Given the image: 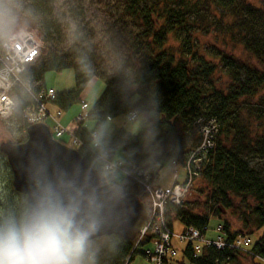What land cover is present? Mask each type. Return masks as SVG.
I'll list each match as a JSON object with an SVG mask.
<instances>
[{
    "label": "trees",
    "instance_id": "obj_1",
    "mask_svg": "<svg viewBox=\"0 0 264 264\" xmlns=\"http://www.w3.org/2000/svg\"><path fill=\"white\" fill-rule=\"evenodd\" d=\"M42 7L37 4L36 10L29 15L42 29L46 42L53 43L58 32L53 27L57 22L52 18L50 21ZM116 24L130 29L133 36L131 59L124 68L111 78L96 70L89 74L80 67L75 68L77 90L57 93L50 105L69 111L81 103L80 92L89 81L98 77L106 87L90 111V118L110 116L114 119L131 112L158 113L162 118L159 122L162 153L155 159L158 162L176 160L182 168L202 146L203 128L214 125V146L199 157V176L195 177L189 192L202 180L204 187L200 191L206 200L203 205L197 202L189 204L186 200L180 206L169 204L167 213L170 224L179 221L185 228H194L205 234L210 219L220 220L222 209L230 210L234 207V199H239L243 205L239 210L242 211L243 227L232 231L224 224L227 239L231 242L240 234L250 236L244 232L247 228L263 229L264 137L257 134L246 141L243 139L246 138L245 133L239 131L230 148L223 145L221 137L237 130L236 124L227 126L228 118L232 116V106L240 100L259 95L264 88V73L233 55L205 46L201 38L213 35L218 43L241 46L251 57L264 63V0L260 5L250 0H126L116 17ZM171 39L175 46L170 45ZM87 54V48L83 45L76 52L71 49L65 54L52 48L30 73L45 82L44 77L48 72L74 69L72 57L75 55L74 58L79 59ZM220 70L232 81L226 96L215 95L212 86V80ZM209 96L213 97L208 101L206 98ZM154 100L161 101L158 107L154 105ZM28 105L24 103L25 107ZM178 123L186 132L181 139L176 138ZM75 134L84 143V146L78 147V151L85 157L90 134L83 128L75 131ZM143 136H133L121 130L113 144L127 153H134L131 161H136L137 165H145L150 147H141ZM127 179L128 189L134 183L140 186L142 193L137 195L143 200L145 193L141 184ZM134 246V241L122 239L115 252L108 248L110 264H123L126 258L130 261L128 264L133 262L138 254ZM189 247L186 257L195 264H229L239 254L247 253L264 263V235L246 250H218L212 246L206 247L200 257H194L192 247Z\"/></svg>",
    "mask_w": 264,
    "mask_h": 264
},
{
    "label": "clouds",
    "instance_id": "obj_2",
    "mask_svg": "<svg viewBox=\"0 0 264 264\" xmlns=\"http://www.w3.org/2000/svg\"><path fill=\"white\" fill-rule=\"evenodd\" d=\"M27 15L22 0H0V48L27 33ZM74 32L69 26V40ZM79 59L91 74L87 56ZM129 118L133 133L143 128L146 144H159L154 123L136 112ZM112 134V118H97L85 157L70 165L36 149L25 168V189L13 205L0 207V264H98L102 247L118 249L135 206L128 194L131 153H122Z\"/></svg>",
    "mask_w": 264,
    "mask_h": 264
},
{
    "label": "rangeland",
    "instance_id": "obj_3",
    "mask_svg": "<svg viewBox=\"0 0 264 264\" xmlns=\"http://www.w3.org/2000/svg\"><path fill=\"white\" fill-rule=\"evenodd\" d=\"M255 5H260L263 0H250ZM23 7H28L25 11L28 21L27 30H33L37 35L42 37L44 53L39 59L29 66V69H35L40 62L43 61L50 50L53 48L56 51L66 53L72 49V52H76L80 45L87 48V58L92 66V73L94 70L100 72L101 75L111 78L116 76L131 59L130 48L132 42L131 30L123 28L116 24V17L119 12L124 8L126 0H22ZM43 5L42 10L48 19H56L57 24L53 27L54 30H58L56 39L53 43L46 42L43 36V31L33 21V17L29 15L36 10V5ZM25 10V9H24ZM47 20V21H49ZM52 21V20H50ZM69 26H74V38L68 39ZM85 38V40H83ZM202 43L208 47H215L228 55L237 57L240 61L248 64L249 66L257 69L264 73V63L251 57L241 46L226 43H218L215 41L213 35L209 37H202ZM170 45L175 46L176 43L171 39ZM47 48V49H46ZM70 48V49H69ZM49 51V52H48ZM1 54V53H0ZM73 55V54H70ZM72 57V66L74 69H67L63 72H48L45 75V82L49 89H53L57 95L60 93L71 92L77 90V80L75 68H82L80 59ZM74 58V59H73ZM76 63V65H75ZM214 64L217 61H213ZM132 66V65H131ZM129 66V67H131ZM31 72V71H30ZM213 84L216 93L215 95L226 96L230 90L232 81L231 78L225 74L224 71H218L213 78ZM106 84L103 80L98 77L92 78L85 88L80 92V102L74 105L69 111H62V116L59 118L60 122L64 126L68 127L69 130L75 132L80 128H83L89 134L97 123L96 118H89L81 126L74 122L77 115L81 112L82 105H86L89 111L92 110L95 103L99 100L105 90ZM209 96L206 100H210ZM18 107L12 119H0V144L3 141L10 139L15 144L23 143L27 140V128L26 122L23 117V110L25 108L24 103H29V98L25 94H20L17 97ZM135 99V98H134ZM133 99V100H134ZM137 99V98H136ZM56 107V106H55ZM53 105H49L48 108L51 114L56 116V112L60 110L55 108ZM232 116L228 118L227 126L236 124L237 130L233 133L223 134L221 140L223 145L227 148L232 146L234 143V137L238 135L239 131L245 133L246 141L253 139L257 134L264 137V88L260 91L259 95L253 99L240 100L238 103L232 106ZM141 116L148 118L150 123H154L159 131V144L156 146H149L146 144L143 136L141 147H150V154L148 159L145 161V167H147L150 173L158 175L157 180L154 182V186L162 187L165 190L170 189L174 183V174L179 173L178 183L183 184L186 180V173L181 167H176L172 164L171 159H164L158 162L155 157L162 153L161 147V136L162 129L159 125L161 116L153 111L140 113ZM132 123L129 120V114L120 115L112 119V142L117 134L121 130H125L133 136L145 135V131L142 128L141 131L133 133ZM51 126V121L49 122ZM225 126V128H227ZM176 138L181 139L184 137L186 132L181 123L176 126ZM193 141V139H192ZM122 153H127L121 150ZM133 156L134 153H131ZM131 156V157H132ZM130 157V159H131ZM178 170V171H177ZM204 183L199 180L195 188L191 191L186 199L189 204L195 202L203 203L206 200L204 195H201L200 188L203 189ZM129 193L139 194L142 190L139 185L135 184L128 189ZM13 186V173L8 163V160L4 153L0 152V207H8L13 205L17 197L19 196ZM142 202L146 206L148 200L143 196ZM234 207L230 210L222 209L220 220L211 218L208 225V236L213 238L216 234L215 230L219 225L227 224L232 231L240 230L243 227L241 221L242 215L239 210L242 208V201L234 199ZM148 212V211H147ZM185 227L179 222L174 223L175 234H182ZM245 233L250 236H245L251 240L254 245L261 236L264 235V228L256 230L247 228L244 230ZM243 236V234H240ZM135 243V242H134ZM177 238L173 239V245L181 253L180 260L186 257V251L188 250V243H180ZM248 248V247H247ZM108 246H104L98 256V264H110L107 255ZM249 250V249H248ZM247 253V252H246ZM188 262L185 264H194L187 259ZM130 261L128 258L123 264H128ZM130 264H151L141 253H138L136 258ZM229 264H264L258 258H252L251 254H239L238 257Z\"/></svg>",
    "mask_w": 264,
    "mask_h": 264
},
{
    "label": "built area",
    "instance_id": "obj_4",
    "mask_svg": "<svg viewBox=\"0 0 264 264\" xmlns=\"http://www.w3.org/2000/svg\"><path fill=\"white\" fill-rule=\"evenodd\" d=\"M42 45V37L33 30H27V33L21 36L14 46L2 48L5 54L0 57L2 66L0 77H3V82L0 83V119H12L17 112L18 95L25 94L29 98V105L23 110L27 126L46 124L50 127L55 140L73 148L84 146L80 137L60 122L61 110L56 112V116L51 114L48 105L53 103L56 97L55 91L49 89L44 80L38 79L30 73L29 66L44 53ZM89 118L90 111L84 104L74 122L82 124ZM50 121L51 126L49 125ZM130 121L132 122V120ZM215 131L214 125L203 128V144L183 168L176 160H172L174 166L184 170L186 180L183 184L178 183L179 173L176 172L173 186L168 190L154 186L155 180L159 179L158 175L150 173L145 165H137L136 161L130 159V175L127 178L141 184L145 199L148 200L147 220L135 238L134 251L141 253L151 264H178L173 263L178 256V251L173 246L174 238H177L180 243L191 245L194 257H197L202 247L214 246L218 250L226 248L246 250L245 248L251 245V240L241 235L230 242L224 232L223 225H219L215 230V236L210 238L208 228L205 234L194 228H185L182 234H175L174 226L169 221L167 213L169 204L180 206L189 196L194 179L199 176L197 172L201 161L199 157H202L207 149L214 146Z\"/></svg>",
    "mask_w": 264,
    "mask_h": 264
},
{
    "label": "water",
    "instance_id": "obj_5",
    "mask_svg": "<svg viewBox=\"0 0 264 264\" xmlns=\"http://www.w3.org/2000/svg\"><path fill=\"white\" fill-rule=\"evenodd\" d=\"M27 140L20 144H15L10 139L0 144V152L6 156L13 173V186L21 193L26 186V173L29 158L36 154V149L42 148L49 155L55 154L57 159L66 165L83 157L80 152L72 147L64 145L55 140L51 129L46 124H33L27 127ZM131 203L135 206V214L132 226L124 229L122 239L134 241L147 220L146 206L137 194L128 193Z\"/></svg>",
    "mask_w": 264,
    "mask_h": 264
},
{
    "label": "crops",
    "instance_id": "obj_6",
    "mask_svg": "<svg viewBox=\"0 0 264 264\" xmlns=\"http://www.w3.org/2000/svg\"><path fill=\"white\" fill-rule=\"evenodd\" d=\"M55 107V106H54ZM56 108V107H55ZM64 125V124H63ZM119 133V131L117 132V134ZM116 134V135H117ZM142 146V145H141ZM119 150L121 151V150H123L121 147L119 148ZM132 156V155H131ZM173 226H174V224H173ZM180 244V243H179ZM174 246V245H173ZM189 246H191V245H189ZM195 246H197V244H195ZM175 248V247H174ZM188 248H190V247H188ZM175 249H177V248H175ZM203 250H205V247H202L201 248V250H200V253L197 255L198 257H200L201 255H202V253H203ZM177 251H178V256H177V259L175 260V261H173V263H178V264H185L186 262H188L187 261V259L189 260V261H191V258H189L188 256L187 257H183V259L182 260H180V255H181V253L179 252V250L177 249ZM186 253H187V251H186ZM192 263H194L193 261H191ZM195 264V263H194Z\"/></svg>",
    "mask_w": 264,
    "mask_h": 264
},
{
    "label": "bare ground",
    "instance_id": "obj_7",
    "mask_svg": "<svg viewBox=\"0 0 264 264\" xmlns=\"http://www.w3.org/2000/svg\"><path fill=\"white\" fill-rule=\"evenodd\" d=\"M5 52L2 50V53L0 54V57L1 56H4ZM225 232V231H224Z\"/></svg>",
    "mask_w": 264,
    "mask_h": 264
}]
</instances>
